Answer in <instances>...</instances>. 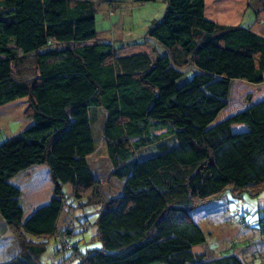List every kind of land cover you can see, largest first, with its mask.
<instances>
[{"label": "trees", "instance_id": "trees-1", "mask_svg": "<svg viewBox=\"0 0 264 264\" xmlns=\"http://www.w3.org/2000/svg\"><path fill=\"white\" fill-rule=\"evenodd\" d=\"M100 1L0 0V107L27 99L33 122L0 144V224L20 249L0 264H43L51 239L76 256L74 222L93 204L103 247L79 264H244L234 254L195 255L207 238L191 212L213 197L264 189V36L208 19L206 0H134L167 4L132 44L150 38L164 53L125 55L98 39ZM95 109L106 114L109 177L122 182L114 196L89 162ZM143 148L154 153L141 157ZM41 165L53 195L24 219L13 180ZM236 215L248 226L240 208Z\"/></svg>", "mask_w": 264, "mask_h": 264}, {"label": "rangeland", "instance_id": "rangeland-1", "mask_svg": "<svg viewBox=\"0 0 264 264\" xmlns=\"http://www.w3.org/2000/svg\"><path fill=\"white\" fill-rule=\"evenodd\" d=\"M261 1L264 0H206L207 15L223 25L252 27L264 36V8ZM166 7L167 4L163 1L128 0L119 5L110 4L105 0L100 1L97 3L96 14L98 39L111 42L116 47L124 46L120 52L125 55L145 50L154 57L162 55L163 49L153 39H147V46L132 44L146 39L148 30L162 20ZM27 106V99H19L0 107V144L32 125V120L25 116ZM91 115L97 150L89 158V162L97 177L104 182L102 191L114 196L120 191L122 182L109 177L112 166L103 136L106 114L102 109H95L91 111ZM240 130H243V127L237 126L234 132ZM161 132L164 130L156 133ZM170 141L171 139L168 142ZM152 153L153 148H143L139 155L145 157ZM13 183L22 190L24 219L37 207L46 204L53 195L54 183L46 165L20 173ZM64 191L69 195L67 186ZM237 208L241 209V215L248 226L237 222ZM100 209L99 204L90 205L83 214L84 217L80 214L82 217L74 222L75 234L72 240L77 246L76 256L72 257V251L61 250L59 240L51 239L46 252L41 256V262L79 264L81 257L88 251L102 249V241L94 227ZM191 215L204 230L207 238L203 245L194 248L195 255L209 260L221 255L234 254L244 264H259L258 261H264V231L261 228V223L264 222V189L255 195L244 192L240 197H233L231 194L213 197L208 202L200 203ZM72 216L69 212L67 215L64 214L62 225L69 226ZM1 228L5 231L2 230L3 236H0V262H5L18 255L20 249L13 233L0 224Z\"/></svg>", "mask_w": 264, "mask_h": 264}, {"label": "crops", "instance_id": "crops-1", "mask_svg": "<svg viewBox=\"0 0 264 264\" xmlns=\"http://www.w3.org/2000/svg\"><path fill=\"white\" fill-rule=\"evenodd\" d=\"M207 8H208V6L206 5V16H207V18L208 19H210V20H212V21H215L214 19H212V18H210L208 15H207ZM215 22H217V21H215ZM218 23V22H217ZM220 24V23H219ZM254 30V29H253ZM257 32V31H256Z\"/></svg>", "mask_w": 264, "mask_h": 264}, {"label": "built area", "instance_id": "built-area-1", "mask_svg": "<svg viewBox=\"0 0 264 264\" xmlns=\"http://www.w3.org/2000/svg\"><path fill=\"white\" fill-rule=\"evenodd\" d=\"M241 224H244V225L246 226V224H245V223H243V222H241ZM244 225H243V226H244Z\"/></svg>", "mask_w": 264, "mask_h": 264}]
</instances>
